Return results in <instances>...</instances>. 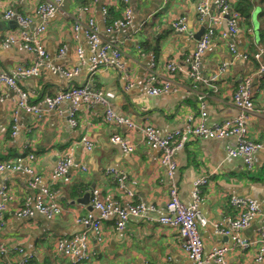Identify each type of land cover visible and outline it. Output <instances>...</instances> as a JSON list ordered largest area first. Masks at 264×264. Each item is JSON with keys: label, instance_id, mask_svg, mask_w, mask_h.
<instances>
[{"label": "crops", "instance_id": "0c3cea01", "mask_svg": "<svg viewBox=\"0 0 264 264\" xmlns=\"http://www.w3.org/2000/svg\"><path fill=\"white\" fill-rule=\"evenodd\" d=\"M43 1L0 0V67L3 70L18 64H32L35 58L33 52L24 50L19 44L5 45L4 37L16 35L21 30L32 31L41 24L45 26L40 36L46 52L45 63L56 69H78L71 79L46 67L37 77L21 79L20 87L35 93L32 101L38 107L44 109L46 96L71 85H96L104 92L107 106L119 118L133 122L137 127L155 126L165 134L182 128L188 116L194 123L203 118L208 124L237 116L233 94L243 77H251L249 89L254 107L245 118L247 135L253 140L264 136V73L258 71L259 60L264 59V0H228L230 8L242 15L238 30L226 38L214 37L202 56L199 68L202 81L197 82V88L192 91L186 80L183 83L188 92L178 90L157 96L145 92L146 73L153 62L152 69L159 78L165 76L180 81V74L168 72L165 65L192 54L197 40L194 34L203 25L196 16L198 0H129L131 23L111 33L105 28L112 19L107 22L101 10L102 7L112 8L109 17L111 12L121 15L118 0H92L87 4L88 11H83L74 0H63L56 12L42 20L37 7ZM216 1L210 0L211 14L216 13ZM7 8L28 16L30 23L19 26L13 20H5L3 13ZM181 15L185 16L187 32L171 26V22ZM89 16L95 18L101 37L113 41L121 52L119 66L99 68L92 75L88 71L91 51L87 39L81 30L76 32L72 27L74 18L84 21ZM227 41L234 43L235 55L229 50ZM63 46L65 51L61 54L59 50ZM78 47L84 51L82 59L76 55ZM260 50L261 56L257 53ZM222 63L226 65L220 72ZM128 82L130 87L125 88ZM67 108L68 103L64 102L60 106L63 113L56 109L45 113L41 119L23 110L15 112L14 92L0 84V163L33 153L34 160L25 162L40 176L36 188H31L23 171H0V186L6 182L11 195L0 230V245L5 248L4 254L0 255V264H11L24 256L31 264H71L55 250V241L87 230L76 218L88 213L93 218L99 217L90 204L92 189L99 190L101 199L116 200L123 207L130 202L156 207L154 212H147L146 218L130 217L121 230L115 229L114 217L101 219L100 242L92 230H87L95 264H139L143 260L152 264H191L177 231L158 222V217L166 211L165 203L169 198V180L166 166L160 161L161 151L149 147L137 127L105 122L106 106L100 103L88 106L80 102L75 110V126L68 123ZM14 125L16 129L12 134ZM114 133L134 143L133 151L124 152L119 145L113 144L110 137ZM82 136L93 143L91 150H85L80 143ZM234 144L233 137L191 138L173 154L176 163L173 180L182 202L191 203L192 182L207 175V183L201 187L199 209L209 221L234 213L229 204L232 196L252 197L264 208V154L254 152L253 166L247 170L240 158L228 156V147ZM65 154L72 157L66 180L52 183L50 173L57 159ZM109 169L124 172L123 189L118 188L116 176L107 173ZM43 186L53 190L54 199L63 212L51 219L40 214L16 217L15 210L30 205L35 193ZM199 230L204 257L211 246L230 241L228 236L215 233L209 225ZM259 230L264 232V216L256 217L241 231V236L256 241ZM257 243L248 249L225 253L224 263H252ZM17 247L23 252L19 253ZM204 264L220 263L208 259ZM259 264H264V257Z\"/></svg>", "mask_w": 264, "mask_h": 264}, {"label": "built area", "instance_id": "2783aa9c", "mask_svg": "<svg viewBox=\"0 0 264 264\" xmlns=\"http://www.w3.org/2000/svg\"><path fill=\"white\" fill-rule=\"evenodd\" d=\"M63 0H44L37 7V13L42 20L52 15L59 9ZM76 1V0H74ZM122 4V14L119 18L112 20L105 28L107 33H111L117 28H124L132 21V12L128 6L129 0H118ZM216 13H210V0H198L195 5L196 16L199 22L205 24V28L199 39L195 41L192 54L182 57L180 60L168 61L165 68L168 72H177L180 74V81H174L167 77L159 78L154 72L153 62L146 73L145 92L149 96H157L168 92H176L184 90L188 92L184 81L194 82L191 84L192 91L196 89V83L201 82L202 78L199 74V68L202 56L218 33L221 37L226 38L228 34H234L238 30L239 12L234 10L225 17L226 12L230 9L228 0H217L215 3ZM83 11H88L89 6H81ZM102 16L107 17V7H102ZM5 20H13L19 26H26L31 19L28 16L7 8L3 13ZM171 26L181 32H187V24L185 16L176 17ZM73 29L77 32L81 30L87 39L90 47L91 55L88 62L89 74H94L99 68L107 66H119V58L121 56L120 48L111 40H105L101 37L97 22L93 16H89L82 21L80 18H74ZM45 31L43 24L39 25L32 31L21 30L18 34L8 35L4 37L3 43L19 44L24 50L35 54L32 64H18L10 70H3L0 67V84L10 88L15 95L16 111H26L35 115L37 119L50 111L57 109L59 113H63L60 109L61 104L68 103L65 111L70 126L76 125L75 110L80 102H85L88 106L93 103H100L104 106V121L116 125H126L130 128H136V124L128 120L119 118L113 113L111 108L107 106L104 92L96 85H71L54 95L44 98L46 107L44 109L33 103L32 98L35 93L33 91L23 90L19 81L25 78L39 76L41 70L46 67L52 72H60L63 76L71 79L78 73L77 68L70 70L56 69L45 63L46 52L40 41L41 34ZM191 35V33H189ZM230 50L236 54L235 45L231 41H227ZM65 51V46L61 47L59 53ZM84 51L81 47L76 49V55L82 59ZM258 60V59H256ZM260 71H264V61L259 60ZM225 63L219 67L222 72ZM259 71V70H258ZM251 77H245L238 83L233 94V104L238 109V115L232 118H226L214 124H208L202 118L199 122L194 123L191 116L187 117L186 123L182 128L161 134L160 130L152 125L138 126L143 141L152 148L161 151L160 161L166 166V176L169 180V198L165 203V213L158 217V222L177 231L181 238V246L190 258L191 264H204L206 260L211 259L214 262L225 264L224 255L228 249H248L256 242L259 243L258 252L255 253L253 262L250 264H259L264 257V232L260 231L256 241H248L241 236V230L250 225L251 221L257 216H264V208L260 207L256 201L249 196H232L230 205L234 209L231 215H222L216 220H211V228L217 234L228 236L230 246L213 245L210 247L207 256H203L204 246L200 236V228L207 225V219L203 217L197 206L202 200L201 187L206 184L207 175L197 177L192 183L191 203L185 204L179 196L176 183L173 180L176 170V163L173 160L174 152L182 148L183 145L191 138L201 139H220L233 137L235 144L228 147V156L240 158L247 169L253 166L254 152L261 151L264 154V136L258 140L248 138L247 126L244 120L248 113L254 107L250 98ZM130 87L128 82L125 88ZM199 98L202 96H198ZM204 115V113H202ZM16 126H12V134L15 133ZM110 140L113 144L119 145L124 152L133 151L135 144L122 138L119 134L111 135ZM80 143L85 150H91L93 143L86 136L80 138ZM34 160L33 153H27L26 156H17L14 159L0 163V171H23L27 175V183L31 188H36L40 176L35 168L26 163ZM72 163L70 154L57 159L51 173L50 179L56 182L60 179L66 180L65 175L68 167ZM109 174L116 176L118 180V188L123 189V180L126 175L122 171L109 169ZM211 174V173H209ZM98 189H92L90 204L92 209L99 213L98 218H93L91 213L76 218V221L85 225L87 230H92L96 239L102 241L101 219L106 217H114V227L121 230L126 221L130 217L146 218L147 212H154L155 205H147L143 202H130L126 206H122L116 200H103L99 196ZM53 190L48 186H43L35 193L33 201L30 205H25L15 210L14 214L19 218H29L34 214H40L51 219L63 212L61 205L54 199ZM130 196L131 193L127 192ZM11 199V195L6 182L0 186V230L4 225V213L7 208V202ZM87 230L75 233L67 238H57L55 241V250L66 257L71 264H95L94 253L91 251L88 243ZM19 253L23 252L21 247H17ZM231 251V250H230ZM5 248L0 245V255L4 254ZM11 264H31L30 259L26 256L20 257ZM139 264H152L149 260H143Z\"/></svg>", "mask_w": 264, "mask_h": 264}, {"label": "bare ground", "instance_id": "6f19581e", "mask_svg": "<svg viewBox=\"0 0 264 264\" xmlns=\"http://www.w3.org/2000/svg\"><path fill=\"white\" fill-rule=\"evenodd\" d=\"M233 11H234V9L232 10V9L230 8V9L226 12L225 17L229 16V14H230L231 12H233ZM241 18H242V16H241V14H239V19H241ZM217 35H219V34L217 33V34L215 35V37H216ZM213 39H214V38H213ZM232 43H233V42H232ZM233 44H234V43H233ZM227 45H228V44H227ZM228 48H229V46H228ZM229 50H230V48H229ZM230 51H231V53H233L235 50H234V51L230 50ZM204 53H205V52H204ZM257 53H258V55L261 56L262 51L260 50V51H258ZM255 57H256V56H255ZM260 60H261V61H264V59H262V57L260 58ZM258 70H259V73H264V71H260V67H258ZM243 78H245V77H243ZM243 78H242V79H243ZM252 110H253V109H252ZM251 112H252V111H251ZM251 112H250V113H251ZM244 123H245V120H244ZM245 124H246V123H245ZM247 132H248V130H247ZM248 138H249V137H248ZM234 141H235V140H234ZM257 151H258V150H257ZM227 152H228V150H227ZM206 183H207V178H206ZM192 184H193V183H192ZM191 191H192V189H191ZM201 198H202V197H201ZM230 198H231V197H230ZM251 198H252V197H251ZM253 199H254V198H253ZM254 200H255V199H254ZM255 201H256V200H255ZM200 202H201V201H200ZM200 202H199V204H200ZM183 203H184V202H183ZM256 203H257V202H256ZM185 204H186V203H185ZM199 204H198V206H197V209H198L199 213H200L203 217H205V216L201 213V211H200V209H199ZM229 204H230V199H229ZM257 204H258V203H257ZM149 205H150V204H149ZM230 206H231V205H230ZM231 208H232V206H231ZM232 209H233V208H232ZM233 210H234V209H233ZM257 217H258V216H257ZM139 218H140V217H139ZM255 218H256V217H255ZM255 218H254V219H255ZM206 219H207V218H206ZM254 219H253V220H254ZM253 220H252V221H253ZM252 221H251V222H252ZM207 222H208L207 225H209V226L211 227V221H209V220L207 219ZM207 225H206V226H207ZM247 227H248V226H247ZM242 230H243V229H242ZM242 230H241V231H242ZM259 231H260V230H259ZM257 238H258V237H257ZM201 241H202V240H201ZM202 243H203V241H202ZM203 245H204V243H203ZM256 245H257V250H256V252H258V249H259V246H260V245H259V243H257ZM222 246H224V247H229V246H230V243H229V244H224V245H222ZM236 249H241V248H236ZM230 250H233V249H228L225 253L229 252ZM241 250H243V249H241ZM256 252H255V253H256ZM188 259L190 260V258H188ZM190 261H191V260H190Z\"/></svg>", "mask_w": 264, "mask_h": 264}, {"label": "trees", "instance_id": "16d2710c", "mask_svg": "<svg viewBox=\"0 0 264 264\" xmlns=\"http://www.w3.org/2000/svg\"><path fill=\"white\" fill-rule=\"evenodd\" d=\"M92 0H76L75 2H77V4L79 5V6H85V5H87V4H89V2H91ZM121 8H122V4H121ZM246 8H244L243 10H245ZM110 10L112 11V8L111 9H109L108 10V8H107V17L105 18L106 19V21L107 22H109L111 19L112 20H114V19H116V18H119L121 15H120V13H118V14H113L112 12H111V17H109V14H110ZM242 16V15H241ZM113 17H115L114 19H113ZM111 18V19H110ZM254 56V54L252 55V57ZM254 58V57H253ZM188 82V83H187ZM186 83L188 84V85H190L191 86V84L192 83H194V82H191V81H187ZM186 85V84H185ZM197 85H198V83H196V88H197ZM247 170H249V169H247ZM229 243H230V241H229ZM228 243V244H229Z\"/></svg>", "mask_w": 264, "mask_h": 264}, {"label": "water", "instance_id": "95a60500", "mask_svg": "<svg viewBox=\"0 0 264 264\" xmlns=\"http://www.w3.org/2000/svg\"><path fill=\"white\" fill-rule=\"evenodd\" d=\"M205 28V24H203L200 29L194 34L195 39H199L200 35L202 34L203 30Z\"/></svg>", "mask_w": 264, "mask_h": 264}, {"label": "rangeland", "instance_id": "374dc122", "mask_svg": "<svg viewBox=\"0 0 264 264\" xmlns=\"http://www.w3.org/2000/svg\"><path fill=\"white\" fill-rule=\"evenodd\" d=\"M261 207V206H260ZM94 258H95V254H94Z\"/></svg>", "mask_w": 264, "mask_h": 264}]
</instances>
